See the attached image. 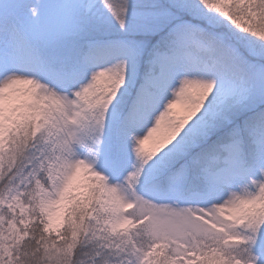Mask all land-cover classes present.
Segmentation results:
<instances>
[{
    "label": "snow or ice",
    "instance_id": "1",
    "mask_svg": "<svg viewBox=\"0 0 264 264\" xmlns=\"http://www.w3.org/2000/svg\"><path fill=\"white\" fill-rule=\"evenodd\" d=\"M0 264H264V0H0Z\"/></svg>",
    "mask_w": 264,
    "mask_h": 264
}]
</instances>
